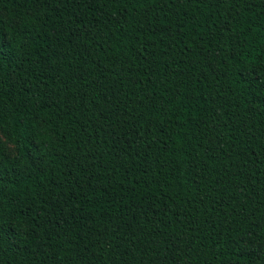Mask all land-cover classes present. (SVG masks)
Segmentation results:
<instances>
[{
  "label": "trees",
  "instance_id": "16d2710c",
  "mask_svg": "<svg viewBox=\"0 0 264 264\" xmlns=\"http://www.w3.org/2000/svg\"><path fill=\"white\" fill-rule=\"evenodd\" d=\"M0 264H264V0H0Z\"/></svg>",
  "mask_w": 264,
  "mask_h": 264
},
{
  "label": "rangeland",
  "instance_id": "374dc122",
  "mask_svg": "<svg viewBox=\"0 0 264 264\" xmlns=\"http://www.w3.org/2000/svg\"><path fill=\"white\" fill-rule=\"evenodd\" d=\"M7 148L9 149V151H10V152H12V151H13V150H12V149H13V147H12L10 144H8V145H7Z\"/></svg>",
  "mask_w": 264,
  "mask_h": 264
}]
</instances>
